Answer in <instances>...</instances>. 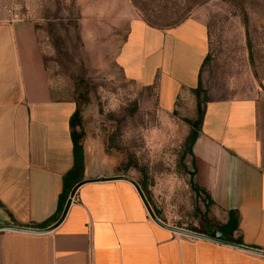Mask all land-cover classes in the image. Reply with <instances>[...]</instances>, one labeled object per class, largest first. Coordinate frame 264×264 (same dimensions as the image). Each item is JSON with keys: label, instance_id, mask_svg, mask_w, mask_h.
I'll use <instances>...</instances> for the list:
<instances>
[{"label": "crops", "instance_id": "1", "mask_svg": "<svg viewBox=\"0 0 264 264\" xmlns=\"http://www.w3.org/2000/svg\"><path fill=\"white\" fill-rule=\"evenodd\" d=\"M207 40L198 18L168 29L135 19L115 63L124 79L155 87L158 111L172 114L177 95L198 86ZM76 108L54 96L34 23L10 22L0 7V224L51 228L0 230V264H264V255L160 226L124 179L84 182L55 225ZM81 143V180L127 175L148 201L136 177L104 168L109 157ZM191 150L193 183L218 224L190 231L264 251V97L205 101Z\"/></svg>", "mask_w": 264, "mask_h": 264}, {"label": "rangeland", "instance_id": "2", "mask_svg": "<svg viewBox=\"0 0 264 264\" xmlns=\"http://www.w3.org/2000/svg\"><path fill=\"white\" fill-rule=\"evenodd\" d=\"M0 7L34 23L54 96L76 101V129L109 157L104 168L136 177L165 223L197 231L218 224L194 186L187 152L201 119L195 91L179 93L176 111L161 113L156 88L124 79L116 53L135 19L168 29L198 18L208 30L199 100L262 98L264 0H0Z\"/></svg>", "mask_w": 264, "mask_h": 264}, {"label": "trees", "instance_id": "3", "mask_svg": "<svg viewBox=\"0 0 264 264\" xmlns=\"http://www.w3.org/2000/svg\"><path fill=\"white\" fill-rule=\"evenodd\" d=\"M206 56L203 60L205 61ZM202 62V64H203ZM202 67V65H201ZM200 67V70H201ZM200 75V71H199ZM200 79L198 76V86L195 89V93L197 96V107H198V113L201 115L202 110L200 108L201 103L204 101H207L206 99H203V101L199 100V91H200ZM79 118H80V110L77 106L74 114L70 118V128H71V136L73 141V156H74V162L72 168L67 171L63 176V188L62 192L60 194V199L58 202V211L62 212L63 207L65 205L66 199L69 195V192L71 188L81 180L82 173H83V148L81 143L82 133L76 129V126L79 124ZM198 129H192L190 130V133L187 136V152L192 156V144L195 140L196 134ZM192 165L194 167V162L192 160ZM195 186V185H194ZM196 188V187H195ZM197 189V188H196Z\"/></svg>", "mask_w": 264, "mask_h": 264}, {"label": "water", "instance_id": "4", "mask_svg": "<svg viewBox=\"0 0 264 264\" xmlns=\"http://www.w3.org/2000/svg\"><path fill=\"white\" fill-rule=\"evenodd\" d=\"M111 179H124V180H127L129 181L131 184L134 185V187L136 188L140 198L142 199L148 213H149V216L152 218V220L154 222H156L157 224H159L160 226L166 228V229H169V230H172V231H175L176 233H180V234H184V235H188V236H192V237H197V238H202V239H206V240H211V241H214V242H218V243H223V244H227V245H231V246H234V247H238V248H241V249H244V250H248L250 252H254V253H257V254H261V255H264V251L262 250H257V249H254V248H249V247H245V246H240V245H237V244H233V243H230V242H227V241H224V240H221V239H218L216 237H212V236H208V235H204V234H200V233H197V232H193V231H190V230H187V229H183V228H179V227H173V226H169L167 225L166 223L162 222L155 214H154V211L152 210L150 204L148 203L142 189L140 188L139 184L134 180L132 179L131 177L127 176V175H117V176H101V177H98V178H85V179H82L80 181H78L70 190L69 192V195H68V198L65 202V205L63 207V210H62V213L59 217V219L57 220L56 224L57 225L58 223H60L62 221V219L64 218L69 206H70V203L72 201V198L74 197L75 195V192L77 190V188L82 185L84 182H87V181H91V180H99V181H102V180H111ZM54 227V226H53ZM2 229H14V230H22V231H30V232H34V231H48L49 229L51 228H47V229H42V230H33V229H30V228H25V227H20V226H15V225H8V224H0V230Z\"/></svg>", "mask_w": 264, "mask_h": 264}, {"label": "built area", "instance_id": "5", "mask_svg": "<svg viewBox=\"0 0 264 264\" xmlns=\"http://www.w3.org/2000/svg\"><path fill=\"white\" fill-rule=\"evenodd\" d=\"M3 10L6 12L8 20L10 22H15V21L21 20V16L18 12L13 11L11 9H6V8H3Z\"/></svg>", "mask_w": 264, "mask_h": 264}]
</instances>
